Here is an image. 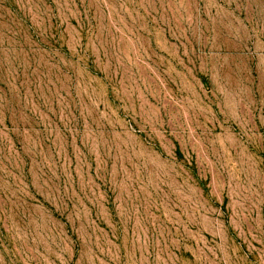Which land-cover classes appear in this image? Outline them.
<instances>
[{"label": "rangeland", "instance_id": "374dc122", "mask_svg": "<svg viewBox=\"0 0 264 264\" xmlns=\"http://www.w3.org/2000/svg\"><path fill=\"white\" fill-rule=\"evenodd\" d=\"M0 264H264V0H0Z\"/></svg>", "mask_w": 264, "mask_h": 264}]
</instances>
